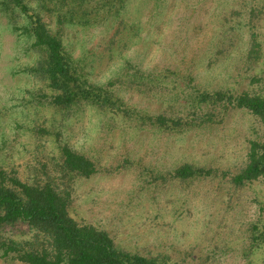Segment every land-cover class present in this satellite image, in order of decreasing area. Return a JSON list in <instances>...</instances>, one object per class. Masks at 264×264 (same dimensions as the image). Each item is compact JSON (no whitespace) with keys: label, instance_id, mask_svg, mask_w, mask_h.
<instances>
[{"label":"rangeland","instance_id":"rangeland-1","mask_svg":"<svg viewBox=\"0 0 264 264\" xmlns=\"http://www.w3.org/2000/svg\"><path fill=\"white\" fill-rule=\"evenodd\" d=\"M257 4L126 0L107 22L59 28L51 21L50 29L89 83L109 86L135 112L170 117L183 113L192 87L264 96V12L250 14ZM13 10L0 1V167L27 183L45 173L56 177L53 164L67 146L97 168L74 181L69 214L108 233L117 248L177 264H264V179L235 188L221 176L245 168L250 143L264 145V125L245 110H232L221 121L166 134L87 105L52 107L44 98L52 91L30 70L39 53L23 30L26 20ZM250 31L259 43L256 61L248 59ZM134 68L151 82H125ZM182 164L219 173L159 179ZM254 225L257 246L251 249ZM32 235L25 224L6 227L0 245L25 244ZM13 256L0 248V264H23Z\"/></svg>","mask_w":264,"mask_h":264},{"label":"trees","instance_id":"trees-1","mask_svg":"<svg viewBox=\"0 0 264 264\" xmlns=\"http://www.w3.org/2000/svg\"><path fill=\"white\" fill-rule=\"evenodd\" d=\"M0 1L7 10L16 9L26 20L23 30L39 53L37 66L30 70L52 91L49 99L44 96L52 107L72 110L87 105L104 115L134 117L136 122L166 134L184 133L206 123L221 121L232 110H245L264 125V96L246 91L234 95L229 90L209 92L192 87L183 103L187 108H181L183 113L168 117L135 112L118 100L109 86L89 83L78 61L65 51L59 34L50 29L51 21L59 28L65 25L92 27L100 21L117 18L126 0ZM254 1L258 4L250 7V14L261 15L264 0ZM249 33L248 59L256 61L260 58L259 43L257 35ZM134 70L131 75L124 74L125 82L136 87L151 82L150 75L138 68ZM59 155V162L53 164L56 177L51 172L45 173L40 181L23 182L0 167V230L21 223L33 233L25 244L1 242L5 256L14 254L12 258L23 264H177L167 257H148L119 249L105 231L75 221L68 211L71 186L78 177L96 174L97 168L92 160L67 146L60 149ZM247 157V164L240 173L232 176L221 171V176H229L235 188L264 179V145L251 142ZM218 173L217 169L182 164L159 179L182 182ZM256 229V225L251 228L252 232ZM256 240L253 232L251 249L257 246Z\"/></svg>","mask_w":264,"mask_h":264}]
</instances>
